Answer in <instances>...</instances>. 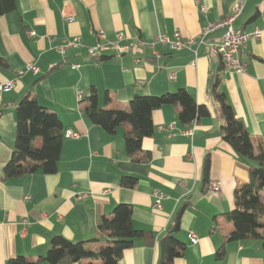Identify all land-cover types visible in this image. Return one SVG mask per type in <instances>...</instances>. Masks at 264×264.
<instances>
[{
    "label": "crops",
    "instance_id": "1",
    "mask_svg": "<svg viewBox=\"0 0 264 264\" xmlns=\"http://www.w3.org/2000/svg\"><path fill=\"white\" fill-rule=\"evenodd\" d=\"M234 0H18L16 8L0 15V83L13 79L14 87L0 96V176L11 156L16 133V106L25 94L56 113L64 137L54 173L36 171L6 180L0 178V264L16 255L36 260L44 255L53 235L82 240L96 249L106 235L97 230L101 215L117 203L131 207L135 228L150 232L152 244L135 239L118 264H159V240L182 202L176 237L183 253L173 264H264L260 239L232 240L217 256L223 237L236 226L225 213L233 209V191L247 183L249 168L222 139L219 107L210 95V82L218 76L217 89L234 113L243 120L253 143L264 147V34L250 38L240 52L243 71L227 70L221 59L200 46L171 50L158 45L161 57L152 56L147 43L158 34L170 38L196 36L203 24L230 15ZM200 6L206 8L200 11ZM233 26L245 31L264 26L262 0H247ZM34 35H29V31ZM98 32L104 37L98 38ZM121 32L123 37L117 39ZM223 29L209 40L218 42ZM79 36L80 43L65 48V39ZM88 46H97L93 55ZM109 55L96 61L94 56ZM27 63L37 73L17 71ZM72 63L79 67L71 68ZM174 77L170 78L169 75ZM93 86L98 106L126 108L135 94L159 95L185 88L209 115L189 125L178 122V104L153 110V133L142 141L141 152L150 154L132 161L125 152L124 124L114 134L89 121L83 99ZM82 90V100L77 91ZM111 100L105 104V94ZM171 124L170 127L167 126ZM192 128V135L184 130ZM209 160L208 180L204 162ZM122 175L137 178L133 188L120 186ZM211 182L220 189L212 194ZM165 196L161 208L153 206L152 192ZM86 193L83 197H78ZM264 201V188L260 191ZM26 221V223L23 222ZM197 234L191 243L188 232ZM83 260L72 264H83Z\"/></svg>",
    "mask_w": 264,
    "mask_h": 264
},
{
    "label": "trees",
    "instance_id": "2",
    "mask_svg": "<svg viewBox=\"0 0 264 264\" xmlns=\"http://www.w3.org/2000/svg\"><path fill=\"white\" fill-rule=\"evenodd\" d=\"M18 0H0V15L16 8ZM111 56H94L96 61L108 60ZM1 62V60H0ZM219 78L210 82V95L218 103V114L222 119V139L228 143L235 155L249 168L250 180L233 191L234 207L226 212V217L236 226L223 237L216 254L224 253V245L232 240L260 239L264 243V201L260 191L264 188V147L261 143L253 146L250 134L241 118L226 102L224 94L217 89ZM86 101L84 111L89 121L99 125L106 133L114 134L118 127L129 124L123 132L124 149L132 161H139L148 152L139 155L142 141L153 133L152 112L164 104H178V122L189 125L200 117L209 115L204 104H198L185 88L159 95L135 93L127 102L126 108H103L98 106V94L91 86L83 98ZM111 98L106 93L104 103ZM62 124L55 112L46 109L28 93L23 95L16 106V133L10 158L4 164L0 178L6 180L21 177L36 171L54 173L60 159V150L64 135ZM204 179L208 180L209 160L203 167ZM137 178L122 175L120 186L133 188ZM187 203L182 202L168 225L165 234L159 240V264H173L180 256L185 245L176 234L180 219ZM131 207L117 203L109 215H101L97 221V230L106 235L105 243L96 249L86 247L82 240L72 241L61 235H53L44 255L36 260L16 255L8 264H72L83 260V264H118L122 252L131 247L137 238H143L152 244L150 232L135 228L132 224Z\"/></svg>",
    "mask_w": 264,
    "mask_h": 264
},
{
    "label": "built area",
    "instance_id": "3",
    "mask_svg": "<svg viewBox=\"0 0 264 264\" xmlns=\"http://www.w3.org/2000/svg\"><path fill=\"white\" fill-rule=\"evenodd\" d=\"M247 0H234L232 10L230 15L224 17L221 20L207 22L203 24L200 28L199 33L196 36L183 38L179 35L178 32L173 34V37L170 38L164 34H158L153 37L151 41L147 43L148 48L151 50L152 56L155 58H160V52L157 50L158 45L166 46L171 50H181L183 48L191 49L195 54L200 46H207L209 53L221 59L224 67L230 71H243L245 68V63L240 59V52L246 46V43L250 38H259L264 34V26L261 28H254L252 31H245L241 28H236L233 26V21L244 11L245 4ZM264 4V0H262ZM200 11L205 12L206 8L200 6ZM223 29L220 40L218 42H212L209 40V36L218 29ZM29 35H34V32L31 30L28 33ZM98 38H103V32H98ZM117 39H121L123 34L121 32L116 34ZM80 43L79 36L73 37L71 39H65L64 43L59 45L58 50L63 53L65 48L76 46ZM97 50V46H88L87 53L93 55ZM71 68L79 67V64L72 63L69 65ZM25 71H31L37 73L39 68L33 63H27L25 66L17 71V74H22ZM170 78H173L174 75L170 74ZM15 81L13 79H8L0 83V96L3 91L10 90L14 87ZM83 91H77V99L82 100ZM171 124L167 126H160L161 129L164 127H170ZM188 135H192V128L184 130ZM64 137L77 138L80 136V133L73 130H66L63 133ZM220 189L219 182H211L208 186V193H216ZM86 193H81L78 197L85 196ZM153 196V206L156 209L161 208V200L165 196L161 191L154 190L152 192ZM26 223L25 220H23ZM188 238L191 243H196L198 240L197 234L193 231L188 232Z\"/></svg>",
    "mask_w": 264,
    "mask_h": 264
},
{
    "label": "rangeland",
    "instance_id": "4",
    "mask_svg": "<svg viewBox=\"0 0 264 264\" xmlns=\"http://www.w3.org/2000/svg\"><path fill=\"white\" fill-rule=\"evenodd\" d=\"M101 107H103V106H101Z\"/></svg>",
    "mask_w": 264,
    "mask_h": 264
}]
</instances>
